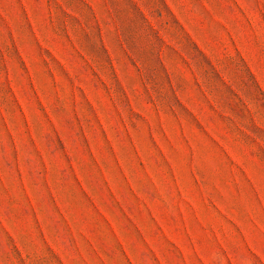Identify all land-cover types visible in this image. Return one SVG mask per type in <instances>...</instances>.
Returning <instances> with one entry per match:
<instances>
[{"label": "rangeland", "instance_id": "374dc122", "mask_svg": "<svg viewBox=\"0 0 264 264\" xmlns=\"http://www.w3.org/2000/svg\"><path fill=\"white\" fill-rule=\"evenodd\" d=\"M0 264H264V0H0Z\"/></svg>", "mask_w": 264, "mask_h": 264}]
</instances>
